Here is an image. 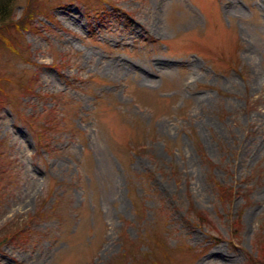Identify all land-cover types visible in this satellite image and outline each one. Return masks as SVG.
<instances>
[{"label":"rangeland","instance_id":"374dc122","mask_svg":"<svg viewBox=\"0 0 264 264\" xmlns=\"http://www.w3.org/2000/svg\"><path fill=\"white\" fill-rule=\"evenodd\" d=\"M40 3L17 51L0 43V264H132L127 238L163 264H246L264 224V0Z\"/></svg>","mask_w":264,"mask_h":264},{"label":"trees","instance_id":"16d2710c","mask_svg":"<svg viewBox=\"0 0 264 264\" xmlns=\"http://www.w3.org/2000/svg\"><path fill=\"white\" fill-rule=\"evenodd\" d=\"M26 2H28V6L24 11L23 16L21 18L15 19L13 15L14 13L11 15V12L12 10H14L16 0H0V43L13 50H15V44L13 40L15 39L17 41L18 39L17 36H15L11 32V29H13V27H16L19 31L32 29L34 25V18L37 16V14H40V0H27ZM15 51H17V49ZM6 101L8 100L1 97V103H5ZM217 185H219L220 188L219 196L221 200L223 202L230 200L232 196V189L226 188L220 183H218ZM42 209L43 207L41 208V210ZM190 212H193V214L197 216V221L199 224L203 223L211 225L213 223L212 220L209 218L207 212L198 211L195 206H192L190 208ZM45 213V210L42 213L40 210L35 211L33 215L29 216V218L32 220H39L43 218L40 216L44 215ZM238 216L239 217L234 221L235 225L240 227V215ZM5 229V227H2L1 231L5 232ZM239 230L240 228H237L235 232L236 236H240L238 235ZM16 232L20 233L21 229H17ZM121 237L124 240L123 235ZM0 239V242L6 241V236L0 237ZM254 239L256 242L257 254H250L246 264H264V224L261 225L260 231L257 232ZM125 241H127V243L124 245L125 252L120 256L127 259L128 262H132V264H163L158 257L154 256L153 249L149 243L147 250H142L139 245H136V249L133 250L134 248L129 245V239L127 238L125 239Z\"/></svg>","mask_w":264,"mask_h":264}]
</instances>
